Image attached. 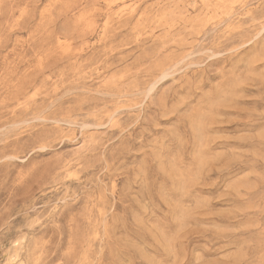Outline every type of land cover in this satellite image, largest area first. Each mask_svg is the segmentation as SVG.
I'll list each match as a JSON object with an SVG mask.
<instances>
[{"label":"rangeland","instance_id":"374dc122","mask_svg":"<svg viewBox=\"0 0 264 264\" xmlns=\"http://www.w3.org/2000/svg\"><path fill=\"white\" fill-rule=\"evenodd\" d=\"M0 264H264V0H0Z\"/></svg>","mask_w":264,"mask_h":264},{"label":"bare ground","instance_id":"6f19581e","mask_svg":"<svg viewBox=\"0 0 264 264\" xmlns=\"http://www.w3.org/2000/svg\"><path fill=\"white\" fill-rule=\"evenodd\" d=\"M153 87V85L150 87V89L149 90H151V88Z\"/></svg>","mask_w":264,"mask_h":264}]
</instances>
